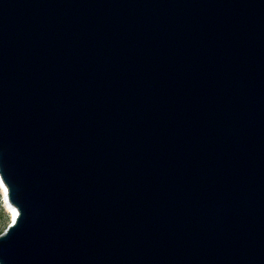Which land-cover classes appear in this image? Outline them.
I'll use <instances>...</instances> for the list:
<instances>
[{
	"label": "water",
	"instance_id": "water-1",
	"mask_svg": "<svg viewBox=\"0 0 264 264\" xmlns=\"http://www.w3.org/2000/svg\"><path fill=\"white\" fill-rule=\"evenodd\" d=\"M0 264H264V0H0Z\"/></svg>",
	"mask_w": 264,
	"mask_h": 264
},
{
	"label": "rangeland",
	"instance_id": "rangeland-1",
	"mask_svg": "<svg viewBox=\"0 0 264 264\" xmlns=\"http://www.w3.org/2000/svg\"><path fill=\"white\" fill-rule=\"evenodd\" d=\"M9 221H10V215L8 214V212L4 207V203L0 191V229H2L4 225H8Z\"/></svg>",
	"mask_w": 264,
	"mask_h": 264
},
{
	"label": "bare ground",
	"instance_id": "bare-ground-1",
	"mask_svg": "<svg viewBox=\"0 0 264 264\" xmlns=\"http://www.w3.org/2000/svg\"><path fill=\"white\" fill-rule=\"evenodd\" d=\"M0 191H1V196H2L4 207H5L6 211L8 212L10 217H14L16 214L15 210L13 207L9 206V204L6 201L5 188L3 187L2 183H0Z\"/></svg>",
	"mask_w": 264,
	"mask_h": 264
},
{
	"label": "trees",
	"instance_id": "trees-1",
	"mask_svg": "<svg viewBox=\"0 0 264 264\" xmlns=\"http://www.w3.org/2000/svg\"><path fill=\"white\" fill-rule=\"evenodd\" d=\"M6 227H7V225H4V227L2 229H0V234L5 230Z\"/></svg>",
	"mask_w": 264,
	"mask_h": 264
}]
</instances>
